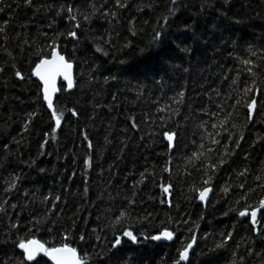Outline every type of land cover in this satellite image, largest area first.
<instances>
[{"label":"trees","instance_id":"1","mask_svg":"<svg viewBox=\"0 0 264 264\" xmlns=\"http://www.w3.org/2000/svg\"><path fill=\"white\" fill-rule=\"evenodd\" d=\"M57 46L75 85L49 104L33 69ZM29 240L264 264V0H0V264H52Z\"/></svg>","mask_w":264,"mask_h":264},{"label":"water","instance_id":"2","mask_svg":"<svg viewBox=\"0 0 264 264\" xmlns=\"http://www.w3.org/2000/svg\"><path fill=\"white\" fill-rule=\"evenodd\" d=\"M35 78L42 85V93L45 100L52 104L56 94L59 92V83L63 81L66 86L71 89L75 85V66L70 62L65 54L60 52L59 46L55 48L52 56L42 59L33 69ZM250 116H254L256 110V101H253L250 105ZM173 147V141H171V149ZM207 194L202 195V202L207 204ZM258 219V210H255L251 215L253 224H256ZM198 230L196 231L193 240L190 245L181 253V260L186 263L189 261L190 252L195 247ZM172 238L171 233L164 231L160 235L153 237V240L158 242H168ZM22 252L29 260L38 258L39 256H45L52 264H86L77 250L68 246L56 247L48 250L46 246L37 241L29 240L22 243Z\"/></svg>","mask_w":264,"mask_h":264}]
</instances>
